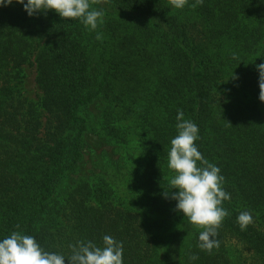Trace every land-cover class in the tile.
<instances>
[{
	"label": "trees",
	"instance_id": "obj_1",
	"mask_svg": "<svg viewBox=\"0 0 264 264\" xmlns=\"http://www.w3.org/2000/svg\"><path fill=\"white\" fill-rule=\"evenodd\" d=\"M91 7L104 12L96 30L54 10L0 7V240L19 231L67 257L69 245L102 247L108 235L123 264H264V0ZM26 65L37 100L19 89ZM181 110L231 197L211 254L163 195ZM243 211L253 217L244 231Z\"/></svg>",
	"mask_w": 264,
	"mask_h": 264
},
{
	"label": "clouds",
	"instance_id": "obj_2",
	"mask_svg": "<svg viewBox=\"0 0 264 264\" xmlns=\"http://www.w3.org/2000/svg\"><path fill=\"white\" fill-rule=\"evenodd\" d=\"M14 2L23 5L29 17L54 10L65 20L79 19L89 30H96L98 24L104 22V12L91 7L101 0H27V3L25 0H0V7ZM168 2L175 9L195 8L203 4V0H195L192 4L189 0ZM96 39H103L102 34L98 33ZM233 58H236L235 55ZM256 67L259 71V99L264 102V63ZM231 79L238 77L234 74ZM176 119L178 135L171 140L168 152V167L174 175L163 195L166 199L177 201L175 210L182 212L194 227L203 229L199 233L198 247L211 254L214 248H219L215 237L229 215L222 206L223 202L231 197L223 188L225 178L220 174V168L209 163L196 146V141L200 139L198 126L185 120L182 110ZM173 189L179 191L174 192ZM237 221L244 231L253 223V217L250 212L243 211ZM69 247L71 254L65 257L45 251L33 236L13 231L0 240V264H65L66 258L70 264H123V244L108 235L103 237L102 247L92 241H78ZM190 259L196 260L198 256L193 255Z\"/></svg>",
	"mask_w": 264,
	"mask_h": 264
},
{
	"label": "rangeland",
	"instance_id": "obj_3",
	"mask_svg": "<svg viewBox=\"0 0 264 264\" xmlns=\"http://www.w3.org/2000/svg\"><path fill=\"white\" fill-rule=\"evenodd\" d=\"M35 78H36L35 66L26 65V67H24L23 78L19 84V89H21L20 91H22V94L25 95L26 97L37 100L38 96L40 95V89L35 82ZM129 164L142 165L135 160H133L132 163L130 162Z\"/></svg>",
	"mask_w": 264,
	"mask_h": 264
}]
</instances>
